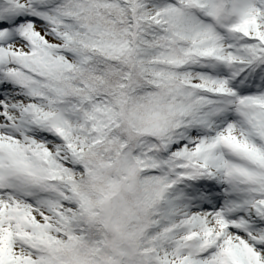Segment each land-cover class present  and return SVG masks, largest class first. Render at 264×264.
<instances>
[{
	"label": "snow or ice",
	"instance_id": "1",
	"mask_svg": "<svg viewBox=\"0 0 264 264\" xmlns=\"http://www.w3.org/2000/svg\"><path fill=\"white\" fill-rule=\"evenodd\" d=\"M0 264H264V0H0Z\"/></svg>",
	"mask_w": 264,
	"mask_h": 264
}]
</instances>
